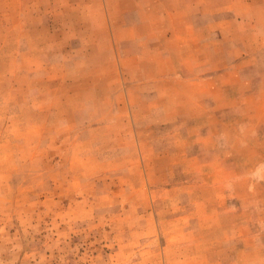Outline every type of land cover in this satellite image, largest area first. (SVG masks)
<instances>
[{
	"label": "rangeland",
	"instance_id": "374dc122",
	"mask_svg": "<svg viewBox=\"0 0 264 264\" xmlns=\"http://www.w3.org/2000/svg\"><path fill=\"white\" fill-rule=\"evenodd\" d=\"M0 264H264V0H0Z\"/></svg>",
	"mask_w": 264,
	"mask_h": 264
}]
</instances>
